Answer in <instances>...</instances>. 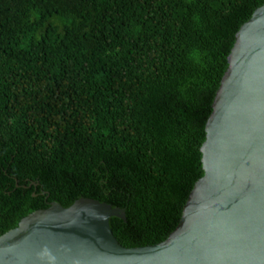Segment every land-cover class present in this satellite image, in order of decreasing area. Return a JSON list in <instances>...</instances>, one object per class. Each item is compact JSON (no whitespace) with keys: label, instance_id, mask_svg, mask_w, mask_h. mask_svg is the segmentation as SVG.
Here are the masks:
<instances>
[{"label":"trees","instance_id":"16d2710c","mask_svg":"<svg viewBox=\"0 0 264 264\" xmlns=\"http://www.w3.org/2000/svg\"><path fill=\"white\" fill-rule=\"evenodd\" d=\"M263 3L0 0V235L91 197L125 210L109 219L122 245L164 240L203 175L235 34Z\"/></svg>","mask_w":264,"mask_h":264},{"label":"water","instance_id":"95a60500","mask_svg":"<svg viewBox=\"0 0 264 264\" xmlns=\"http://www.w3.org/2000/svg\"><path fill=\"white\" fill-rule=\"evenodd\" d=\"M227 63L205 123L203 175L164 240L126 247L109 224L126 220L123 208L50 201L0 235V264H264V3Z\"/></svg>","mask_w":264,"mask_h":264},{"label":"flooded vegetation","instance_id":"af4514ba","mask_svg":"<svg viewBox=\"0 0 264 264\" xmlns=\"http://www.w3.org/2000/svg\"><path fill=\"white\" fill-rule=\"evenodd\" d=\"M48 197V196H47Z\"/></svg>","mask_w":264,"mask_h":264}]
</instances>
